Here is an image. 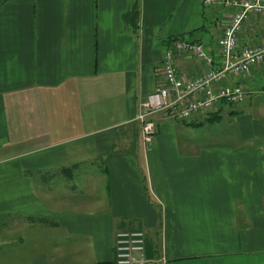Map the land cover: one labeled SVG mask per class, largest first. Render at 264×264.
Wrapping results in <instances>:
<instances>
[{"label": "crops", "instance_id": "1", "mask_svg": "<svg viewBox=\"0 0 264 264\" xmlns=\"http://www.w3.org/2000/svg\"><path fill=\"white\" fill-rule=\"evenodd\" d=\"M231 12L0 0V264H114L115 233L132 229L158 264H264V104L249 96L264 63L226 75L248 91L241 103L188 120L154 112L150 141L138 119L174 39L220 66ZM263 41L264 15L251 14L237 43ZM174 64L185 79L210 68L188 51Z\"/></svg>", "mask_w": 264, "mask_h": 264}, {"label": "built area", "instance_id": "2", "mask_svg": "<svg viewBox=\"0 0 264 264\" xmlns=\"http://www.w3.org/2000/svg\"><path fill=\"white\" fill-rule=\"evenodd\" d=\"M213 0H203L210 4ZM222 7H231L228 24L218 38L220 66L212 68L213 57L201 43L174 39L162 60L163 81L147 94L138 114L144 141L153 139L156 123L152 114L157 111L180 120L195 113L210 111L221 103H241L248 91L239 82H225L227 74L247 76L253 67L264 63V41L260 44L239 45L237 36L243 22L251 15H264V0H217ZM188 51L206 62L208 68L195 78H183L175 67L176 52ZM264 93V87L259 90ZM157 256H147L145 233L140 229L119 230L114 235V264H158Z\"/></svg>", "mask_w": 264, "mask_h": 264}, {"label": "rangeland", "instance_id": "3", "mask_svg": "<svg viewBox=\"0 0 264 264\" xmlns=\"http://www.w3.org/2000/svg\"><path fill=\"white\" fill-rule=\"evenodd\" d=\"M264 87V78L262 77L259 81H255L253 84V91L249 93V96L253 97L255 94H257L258 97H260L261 102L264 104V93H258L259 89ZM258 91V92H257Z\"/></svg>", "mask_w": 264, "mask_h": 264}, {"label": "trees", "instance_id": "4", "mask_svg": "<svg viewBox=\"0 0 264 264\" xmlns=\"http://www.w3.org/2000/svg\"><path fill=\"white\" fill-rule=\"evenodd\" d=\"M136 13V11L134 10V14ZM157 256V255H156Z\"/></svg>", "mask_w": 264, "mask_h": 264}]
</instances>
